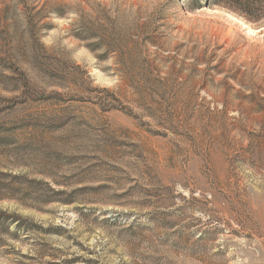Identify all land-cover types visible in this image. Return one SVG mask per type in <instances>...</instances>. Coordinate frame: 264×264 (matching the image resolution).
Returning <instances> with one entry per match:
<instances>
[{
  "label": "rangeland",
  "instance_id": "1",
  "mask_svg": "<svg viewBox=\"0 0 264 264\" xmlns=\"http://www.w3.org/2000/svg\"><path fill=\"white\" fill-rule=\"evenodd\" d=\"M0 214V264H264V18L0 0Z\"/></svg>",
  "mask_w": 264,
  "mask_h": 264
},
{
  "label": "trees",
  "instance_id": "2",
  "mask_svg": "<svg viewBox=\"0 0 264 264\" xmlns=\"http://www.w3.org/2000/svg\"><path fill=\"white\" fill-rule=\"evenodd\" d=\"M239 12L247 21L257 22L264 18V0H212ZM2 215L0 214V218Z\"/></svg>",
  "mask_w": 264,
  "mask_h": 264
}]
</instances>
